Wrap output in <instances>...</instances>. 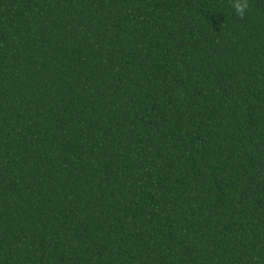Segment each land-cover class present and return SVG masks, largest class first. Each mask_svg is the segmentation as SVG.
Masks as SVG:
<instances>
[{
  "label": "trees",
  "instance_id": "1",
  "mask_svg": "<svg viewBox=\"0 0 264 264\" xmlns=\"http://www.w3.org/2000/svg\"><path fill=\"white\" fill-rule=\"evenodd\" d=\"M0 264H264V0H0Z\"/></svg>",
  "mask_w": 264,
  "mask_h": 264
},
{
  "label": "clouds",
  "instance_id": "2",
  "mask_svg": "<svg viewBox=\"0 0 264 264\" xmlns=\"http://www.w3.org/2000/svg\"><path fill=\"white\" fill-rule=\"evenodd\" d=\"M248 9V0H233L234 13L241 18L245 15Z\"/></svg>",
  "mask_w": 264,
  "mask_h": 264
}]
</instances>
